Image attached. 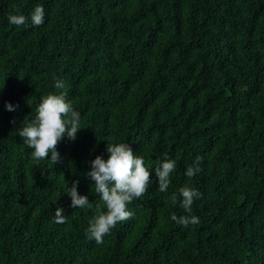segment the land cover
Instances as JSON below:
<instances>
[{
  "label": "trees",
  "instance_id": "16d2710c",
  "mask_svg": "<svg viewBox=\"0 0 264 264\" xmlns=\"http://www.w3.org/2000/svg\"><path fill=\"white\" fill-rule=\"evenodd\" d=\"M17 8L23 26L8 22ZM60 91L83 129L55 165L37 162L18 132ZM108 143L130 144L152 181L97 244L86 229L102 202L83 173ZM74 180L90 207H71ZM185 184L202 193L188 227L171 220L188 215L172 202ZM0 264H264V0H0Z\"/></svg>",
  "mask_w": 264,
  "mask_h": 264
},
{
  "label": "clouds",
  "instance_id": "9594fccd",
  "mask_svg": "<svg viewBox=\"0 0 264 264\" xmlns=\"http://www.w3.org/2000/svg\"><path fill=\"white\" fill-rule=\"evenodd\" d=\"M31 23L39 27L45 22V9L42 5H36L31 14ZM26 17L17 8L16 13L8 14L10 25L23 26L27 23ZM57 89L65 88V82L57 79L55 82ZM6 110L14 111V106L9 102ZM81 114L76 111L73 102L67 98V93L60 91L59 94H49L41 97V102L35 108L34 118L19 130L18 135L23 143L32 149L30 156L33 160L40 162L50 159L54 165L60 159L57 150L61 140L67 138L75 141L81 129ZM16 123L15 120L12 121ZM106 152L109 154L105 160L103 154L97 155L90 161V170L83 173L85 178L94 183L95 193L99 196L101 204H97V215H95L86 229V235L90 240H95L97 244H102L106 235L120 222H125L132 218L133 212L128 210V205L141 198L149 189L150 171L145 167L143 156L134 154L130 144H107ZM202 158L197 157L196 161L187 167L185 175L191 179L201 171L200 162ZM176 162L165 159L157 166L155 176L158 180V190L166 192L171 184L170 174L173 173ZM79 180H74L72 186L68 187L67 195L71 198V207L84 208L91 206L87 195H80L78 192ZM179 199L176 194L172 197L173 204L183 209L188 215H171V220L178 225L188 227L199 223V218L191 215L194 201L201 198L202 193L185 184L178 189ZM58 202V201H57ZM56 202V203H57ZM106 206V211L102 207ZM54 222L63 224L67 222V215L64 208L57 203L54 213Z\"/></svg>",
  "mask_w": 264,
  "mask_h": 264
}]
</instances>
